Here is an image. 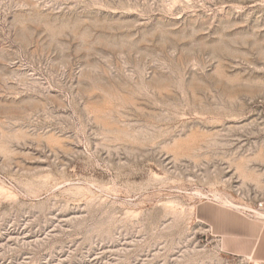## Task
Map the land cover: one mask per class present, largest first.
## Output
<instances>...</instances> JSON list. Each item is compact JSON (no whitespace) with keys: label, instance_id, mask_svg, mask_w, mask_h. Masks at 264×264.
<instances>
[{"label":"rangeland","instance_id":"rangeland-1","mask_svg":"<svg viewBox=\"0 0 264 264\" xmlns=\"http://www.w3.org/2000/svg\"><path fill=\"white\" fill-rule=\"evenodd\" d=\"M0 264H264V0H0Z\"/></svg>","mask_w":264,"mask_h":264}]
</instances>
